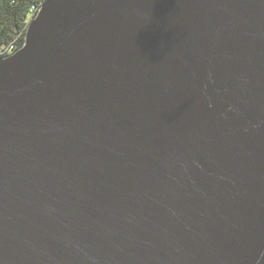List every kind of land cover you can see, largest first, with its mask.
<instances>
[{"label":"water","instance_id":"obj_1","mask_svg":"<svg viewBox=\"0 0 264 264\" xmlns=\"http://www.w3.org/2000/svg\"><path fill=\"white\" fill-rule=\"evenodd\" d=\"M0 264H264V0H46L0 57Z\"/></svg>","mask_w":264,"mask_h":264},{"label":"trees","instance_id":"obj_2","mask_svg":"<svg viewBox=\"0 0 264 264\" xmlns=\"http://www.w3.org/2000/svg\"><path fill=\"white\" fill-rule=\"evenodd\" d=\"M46 0H0V57L25 44L30 21Z\"/></svg>","mask_w":264,"mask_h":264},{"label":"built area","instance_id":"obj_3","mask_svg":"<svg viewBox=\"0 0 264 264\" xmlns=\"http://www.w3.org/2000/svg\"><path fill=\"white\" fill-rule=\"evenodd\" d=\"M38 11H39V10H38ZM38 11H37V12H38ZM13 53H14V52H13ZM11 54H12V52H10L8 55H11Z\"/></svg>","mask_w":264,"mask_h":264}]
</instances>
